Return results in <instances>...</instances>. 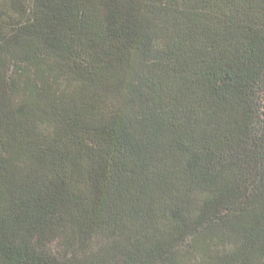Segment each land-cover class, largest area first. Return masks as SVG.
Masks as SVG:
<instances>
[{
  "label": "trees",
  "instance_id": "obj_1",
  "mask_svg": "<svg viewBox=\"0 0 264 264\" xmlns=\"http://www.w3.org/2000/svg\"><path fill=\"white\" fill-rule=\"evenodd\" d=\"M0 264H264V0H2Z\"/></svg>",
  "mask_w": 264,
  "mask_h": 264
},
{
  "label": "rangeland",
  "instance_id": "obj_2",
  "mask_svg": "<svg viewBox=\"0 0 264 264\" xmlns=\"http://www.w3.org/2000/svg\"><path fill=\"white\" fill-rule=\"evenodd\" d=\"M1 6H3L2 0H0V20H1V22H2V19L5 22L10 21V19L7 17L8 14L9 15H11V14L18 15L17 14L18 12H16L15 10H11V9H9V10L6 9V10H4L5 13H2L3 11L1 10Z\"/></svg>",
  "mask_w": 264,
  "mask_h": 264
}]
</instances>
